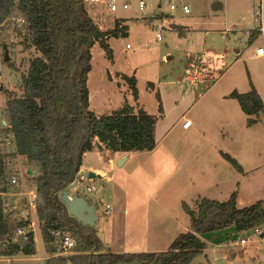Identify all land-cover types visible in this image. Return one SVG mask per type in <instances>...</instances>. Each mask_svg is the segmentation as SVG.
<instances>
[{"label": "rangeland", "instance_id": "374dc122", "mask_svg": "<svg viewBox=\"0 0 264 264\" xmlns=\"http://www.w3.org/2000/svg\"><path fill=\"white\" fill-rule=\"evenodd\" d=\"M123 1L118 0L119 8L112 14V20L114 17L123 19L129 28L126 37L109 39L114 60L109 59L98 43L91 48L92 67L88 79L90 107L97 114H105L129 101L137 108L153 112L157 145L153 150L134 151L136 156L130 162L141 163L146 157L147 180L150 182H156L154 177L165 171V182L160 185V189L165 191L161 197L164 199L157 198L162 192L156 194L155 189L149 187L152 200L153 194H156V204H163L168 209L170 206L177 225L172 223L182 232L190 229L184 201L192 204L202 197L226 201L233 192H237L238 207L244 208L263 199L264 111L253 124H248L247 114L231 95L235 90L248 92L254 86L264 102V66L250 58L255 47L264 46V39L260 35L249 43L245 32L253 26L251 11L260 0H143L146 2L143 9L139 6L141 0H130L126 9L122 7ZM172 3L177 5L176 9L170 8ZM236 3H242V7L236 8ZM184 4L189 6V12L183 10ZM215 4L221 7L217 8ZM164 13L169 16L161 19L160 14ZM207 18H223L224 30L234 25L237 28L235 31L214 32L207 38L203 25L198 24ZM171 23L184 25L185 28H171ZM99 25L107 27L105 22H99ZM159 25L164 26L161 39L157 34ZM206 38V47L218 53L228 49L230 54L226 58L228 72L202 89L178 78L184 75L188 52L203 51ZM23 40L24 37L14 31L13 22L4 24L0 32V107H3L9 95L21 96V74L27 72L32 58L40 54L34 47L23 44ZM4 43L8 44V62L4 57ZM127 74L136 77L137 99L129 89L128 81L122 77ZM159 98L162 100L163 115L158 110ZM185 116L193 123L191 131H185L182 127ZM95 143L99 145V140ZM225 153L234 156L243 170L227 159ZM140 157L144 158L138 160ZM16 167L19 186L11 190L17 193L19 203L24 205L23 199L28 201L29 192L35 190L38 171L30 169L22 157L17 159ZM102 181L109 180L95 177L88 183L99 186V190H94L96 192L92 194L97 199L99 215H102L107 201H117L109 192L108 184ZM86 186L82 182L79 189L89 195ZM25 209L24 217L34 222L37 252L33 256L40 258L36 261L19 260L15 264H45L51 254L46 250L35 213L26 204ZM200 236L208 247L190 264H264V239L250 231L242 234L236 231L234 224H229L217 231L201 233ZM246 236L251 240L242 245L239 240ZM131 245L128 251L146 250L138 244Z\"/></svg>", "mask_w": 264, "mask_h": 264}, {"label": "trees", "instance_id": "16d2710c", "mask_svg": "<svg viewBox=\"0 0 264 264\" xmlns=\"http://www.w3.org/2000/svg\"><path fill=\"white\" fill-rule=\"evenodd\" d=\"M167 16L164 13L159 17ZM19 17L25 19L21 26L15 24ZM12 22L14 31L24 37L23 44L40 54L32 58L27 72L21 74V96L9 95L0 107L16 140L14 154L0 155V181H7L9 174L18 171L19 157L30 169L38 171L35 190L39 200L35 210L30 211L36 215L46 250L51 254L45 264H190L208 247L201 233L234 224L237 232L246 234L264 225V198L240 208L236 204L237 192H233L226 201L209 197L196 199L192 204L184 201L190 229L178 234L166 251L107 249L98 227L73 217L60 195L76 180L83 157L93 149L96 138L106 149L119 154L153 150L157 145L156 118L143 108L126 101L99 115L90 107L91 48L98 43L113 61L109 39L126 37L129 26L123 19H116L113 27L102 29L90 16L85 0H0V23ZM258 37L260 33L254 31L248 42L253 43ZM4 48L7 51L8 44L4 43ZM122 77L137 99L136 77ZM231 95L247 114L248 124H253L264 111L263 98L254 86L248 92L235 90ZM158 110L164 114L161 98ZM224 156L243 170L234 156ZM17 186H0V191ZM26 202L23 199L24 205ZM21 212L18 208L9 212L0 209V256H33L37 252L33 231L27 241L15 240L17 227L31 223ZM56 229L75 239L71 253L54 244Z\"/></svg>", "mask_w": 264, "mask_h": 264}, {"label": "crops", "instance_id": "0c3cea01", "mask_svg": "<svg viewBox=\"0 0 264 264\" xmlns=\"http://www.w3.org/2000/svg\"><path fill=\"white\" fill-rule=\"evenodd\" d=\"M236 5V8L242 7V3H236ZM214 6H216L217 8L221 7L220 4H215ZM87 9L90 16L93 17L98 25L99 22L107 23V27L105 28L99 25L102 29L113 27L115 19H120L118 17H114V20H112L113 13L109 12V10L103 5L102 2L92 5L87 4ZM198 24L203 25L207 38L214 32L221 33V30L226 32L224 29H222L223 18L202 19V21L198 22ZM207 38L203 47V51L197 52L195 50L193 53L188 52L187 61L185 62L186 66L191 58L198 57L202 60V69L204 71L203 78L200 79V81H198L195 85L186 81L190 84V86H201L202 89H204L205 86L210 85L215 80L218 81L221 77H223V75L226 74V72H228V68L226 66V58L230 54V51L228 49L222 50V53H218L215 49L206 47ZM257 48L255 47L253 49V55L250 58L253 59V61L261 62L264 66V55H255L254 50ZM237 52L240 55V51L237 50ZM183 78L184 75H181L178 79L184 81ZM130 103L135 106L134 103ZM148 112L151 114L153 113L151 111ZM187 119H189L187 116L183 117L182 127ZM192 125L193 123H191V126ZM191 126L183 129L185 131H191ZM96 140L98 141L99 139L96 138L95 141ZM95 141L93 149H91V151L89 152H86L83 157V163L80 167V172L89 174L91 173V171H94L98 174L97 177L99 179L103 180V178H106V180H109L108 182H102L103 184H108L107 188L109 192L111 193V195L116 197V202L111 200L107 201L106 203L110 205L112 204V206L114 207L112 214L107 215L105 213V208L102 211V215H99L97 212V222L95 226L98 227V234L103 240L107 249L115 252H131L128 250H130L129 247L132 248L131 243H133L135 245L138 244L142 249H146L144 251H166V248L169 247L173 239L176 238V233L180 234L181 230H178L175 227V225L177 224L174 223L173 215L170 212V206L168 209L167 207L163 206V204L158 205L155 203L157 192H162V194L158 195L160 197L157 198H161L162 196H164L165 191L160 189V185L162 184V182H165V171L159 173V176H156V178L154 177V181L156 182H150V180H147L148 166L146 163L148 159H146V157L145 159H143L145 161L141 163L132 162L130 164L131 160L136 155L134 152H129V158L121 166H118L117 160L127 154L114 153L112 150H107L100 141L99 145H97ZM142 158L144 157H140L138 158V160ZM88 183L89 182L85 183V185H91ZM95 186L96 191H98L99 186L96 184ZM149 187L152 189L154 188L156 191V194H153V200L152 191ZM82 190L83 189H79L78 184L73 188L71 194L79 192L81 195L85 196L90 203L93 202L95 203V206H97V199L95 197H92V194L96 191L88 192L87 194L89 195H85L83 194V192H81ZM237 201L238 193L236 197V204ZM169 205H171V203H169ZM157 207H159V210H157ZM20 210L22 211L21 215L26 216L25 213L27 212V210L25 208H21ZM31 222H33V220ZM172 222L175 225H173ZM33 226H31V231H33L34 233ZM34 256L29 257L22 254H17V256L12 257L0 256V262L15 264L19 260L36 261L40 258L36 257L35 259Z\"/></svg>", "mask_w": 264, "mask_h": 264}, {"label": "built area", "instance_id": "2783aa9c", "mask_svg": "<svg viewBox=\"0 0 264 264\" xmlns=\"http://www.w3.org/2000/svg\"><path fill=\"white\" fill-rule=\"evenodd\" d=\"M103 3V5L109 10V12L114 13L119 8L118 0H85L86 5L87 4H98ZM130 0H124L122 3L123 9H126L129 7ZM146 5V2L141 0L140 1V8L143 9ZM171 9H176L177 5L171 4ZM183 10L185 12H189V6L184 4ZM252 13V20L251 23H253V26L246 29V33L248 34V38L253 34L254 31L259 32L260 35H262L264 39V0H260L258 6L254 10L251 11ZM25 22V19L22 17H19L17 19V26H21L22 23ZM4 24L0 23V32L2 30V27ZM164 28L163 25L158 26V38L161 39V30ZM237 28V25H234L232 27H227L225 30L228 31H235ZM130 44H127V47H129ZM256 56L264 55V46H260L257 49L254 50ZM0 63H1V57H0ZM203 64L202 60L198 57L191 58L184 69V81H187L193 85H195L200 79L203 78ZM191 120L187 119L185 123L183 124V128H188L191 126ZM16 150V140L15 135L11 130V126L9 123V120L6 116V114L3 113L2 109L0 108V155L9 156L15 153ZM18 171H15L14 173H11L7 177V181H0V186H7L10 188V186H16L19 184V176L16 174ZM93 179V178H92ZM92 179L89 178V174H85L84 172H79L77 175V178L74 182L78 184L84 182H90ZM88 192H92L96 190L94 185H87L86 186ZM17 193H14L12 190L10 191H0V209L9 212L13 209H21L24 208L25 205H22L19 203L20 201L16 197ZM39 200V196L37 194V190H31L29 192L28 201L26 202V206L31 209L35 210L37 207ZM105 213L107 215L112 214L114 207L112 204H105ZM34 225V222H31L28 226H18L17 232L15 236V240L17 239H23L24 241H27L29 239V232L31 231V226ZM255 236L264 239V225L256 226L251 231ZM54 237V244L56 243L58 246L62 248V250L65 253H71L74 249L75 245V239L72 238L71 234L56 229L53 232ZM250 237H242L239 242H241L242 245H246L250 241Z\"/></svg>", "mask_w": 264, "mask_h": 264}, {"label": "water", "instance_id": "95a60500", "mask_svg": "<svg viewBox=\"0 0 264 264\" xmlns=\"http://www.w3.org/2000/svg\"><path fill=\"white\" fill-rule=\"evenodd\" d=\"M146 15H150L149 13ZM171 28L182 30L184 28V25H179L176 23L170 24ZM6 61H10V57L8 56V53L6 51L5 54ZM129 158V154L123 156L122 158L117 160V165L121 166L127 159ZM98 174L94 171H91L89 173V178H95ZM77 186L76 182H73L66 190L63 191L60 195V199L63 201V203L69 208L70 214L74 217H76L79 221L82 223L93 226L97 222V207L95 206V203H90L89 200L81 195L79 192L71 194L74 187ZM40 203H44L43 199L40 198Z\"/></svg>", "mask_w": 264, "mask_h": 264}]
</instances>
